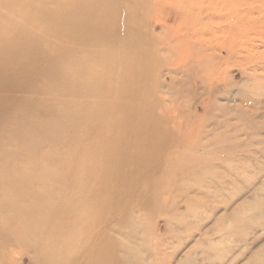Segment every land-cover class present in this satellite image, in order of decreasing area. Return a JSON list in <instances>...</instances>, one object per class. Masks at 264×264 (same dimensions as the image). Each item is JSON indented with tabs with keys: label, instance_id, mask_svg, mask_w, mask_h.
Listing matches in <instances>:
<instances>
[{
	"label": "rangeland",
	"instance_id": "obj_1",
	"mask_svg": "<svg viewBox=\"0 0 264 264\" xmlns=\"http://www.w3.org/2000/svg\"><path fill=\"white\" fill-rule=\"evenodd\" d=\"M72 1L73 3H71ZM89 1L80 0L81 5L77 0H0V58L6 59L4 62L3 60H0V62L5 63L8 61L14 65L6 63L9 66L8 70H12L9 72L7 70L11 81L16 77H22V74L26 71H33L34 69L30 67H33L31 65H35V62L36 64L39 61L43 63H40L41 66L43 65L41 75L43 77H39L41 80L38 78L40 82H37L36 90L33 88L26 91L27 89L21 88L19 85L16 86V82L11 84L10 82H0V88L2 89L0 90V97L3 99L2 101L0 98V124H2L0 127L3 128V133L0 130V134L4 135L8 132L6 136H0V182H4L0 183V195H3L2 198L0 197V209L4 205L0 212L2 213L0 214V222L2 223H0V264H122L121 262L123 261V264H230V262L231 264H252L259 256L262 258L259 259L264 260V225H262V223L264 224V218L262 217L264 216V184H261L264 181V167L262 168L264 166V148L262 149L264 145H261L262 141L264 143V130H260L261 134L259 132L257 134L253 129L255 125L264 127V0H109L110 3L108 0H97L99 4L102 3L104 5L105 3L107 6H104L110 10V13L113 12L112 16L114 18L109 13L105 20L102 19L104 15L103 9L95 3L97 1L93 0L95 4H93L92 0L91 2ZM78 2L79 4H77ZM83 2L86 3L85 6L88 13L85 10V6H83ZM115 3H117V7L113 10L114 6H116ZM57 4L60 6L61 11ZM95 6L99 7V11H97V7V10L94 8ZM44 7L45 9L47 8V11L43 9ZM33 9H35L36 13ZM72 9L74 11L71 12ZM31 10L33 11L31 12ZM30 12L32 16L29 15ZM99 12L100 14H98ZM46 13H49L48 18L44 16ZM66 13L68 17L70 16V20L74 17L72 21L65 18L67 17ZM36 15L38 20L35 19ZM46 15L48 16V14ZM72 15L74 16L71 17ZM83 15L84 22L82 21ZM99 15L101 16L100 20L98 19ZM93 16V21L95 19L100 21L98 24L100 28L97 26L96 31L95 29L87 28V22L91 24ZM40 19L41 22L39 23ZM75 19L80 22V25L74 29L84 33L82 34L85 44L67 40L66 36L56 32L59 28H67L69 23L70 25L73 24ZM56 20L59 21L56 22ZM42 21L45 22L43 23ZM101 21L103 23L105 21L106 26ZM106 22L109 24L107 25ZM9 25H13V29ZM97 31H99V35ZM141 32L142 34L140 35ZM28 33L33 35L30 37ZM34 33L39 36L34 35ZM24 36H29V38ZM36 37H38L37 40ZM52 42L53 46L50 45ZM37 45H40V48ZM80 46L87 47V49L83 48L84 50H82ZM34 47L36 48L34 49ZM31 48H33V51L30 53L28 49ZM44 49L45 52H43ZM76 49L78 54L75 51ZM47 50L51 52L50 55L55 53L52 60H50L51 56L49 59L47 58L49 55ZM142 50L144 51L142 52ZM34 54L37 59L33 56ZM141 54H143L145 61ZM78 57L84 62L81 59L78 60ZM13 58L15 61L12 60ZM30 58H34L33 64ZM45 58L47 59L45 60ZM74 59L78 60V62ZM147 59L149 60L147 61ZM27 61L31 63L28 64ZM55 65L59 66L60 69L55 67ZM48 67L49 69L52 68L53 71L56 70L55 74ZM146 68L149 72L146 71ZM44 69L47 73L44 72ZM75 69L77 70L75 71ZM96 71L98 72L96 73ZM104 72L106 75L103 74ZM107 75L114 76L113 80L111 81ZM103 76L105 78H101ZM138 77L141 78L142 82H138L140 81V78L139 80L137 79ZM128 78H133V81ZM144 78L147 80L145 81ZM56 79L58 82L55 81ZM64 85H66V90ZM41 86H43L44 90H47L43 92ZM138 87L144 90H141V92ZM38 88L41 91L40 93L37 90ZM25 91L27 96L22 95L25 94ZM107 91L111 92L112 96ZM73 93L75 97L77 95L79 100L76 99L77 97L74 99ZM59 95L63 98H60ZM21 97H24L23 100L30 99L31 101L36 99L37 102L39 101V103H35L36 107L34 106L35 108H33L31 114L28 113V116L25 115L24 111L26 108L24 104L27 102L26 100H21ZM111 97L117 100H113ZM43 98L45 99L43 100ZM8 101L9 104H7ZM61 101L63 106L60 103ZM42 102L47 103V105L44 104L45 106H42ZM3 104L4 107L1 106ZM16 104L19 107L18 109H16ZM119 104L122 105L121 108L118 107ZM153 104H156V107ZM21 105L23 106V111L20 110L22 109ZM8 106L10 107L6 109ZM125 106L129 110L132 106L137 109L135 114L127 116L129 117L128 123L124 121L128 114V111L125 112L123 109ZM256 106H262V108L259 109ZM45 107L48 109L46 110ZM13 108L19 111L15 112ZM56 112L59 114H56ZM91 112L92 116L90 115ZM158 113L161 114L159 115ZM2 114L3 117L1 116ZM7 118L10 119L9 122ZM113 119L114 121H112ZM119 119L124 121L122 122L123 126L120 128L115 126ZM2 120L7 123L2 122ZM110 121L112 126H110ZM26 122L30 125V128L25 127ZM149 122H151V127L155 124L159 128L157 130L159 135L158 137L156 136L157 140L154 136H149V134H146V136L145 134L139 135L141 131L145 130V125L148 127L147 123ZM23 123H25L24 126ZM97 123H100L99 126ZM219 124L222 125L220 126ZM35 126L38 128H35ZM21 127L23 130L20 129ZM30 129L32 131L28 135L27 133ZM51 129L52 132H50ZM188 129H190V132ZM36 132H38L37 135ZM111 134H113L112 137ZM200 135L202 138H200ZM14 136H18L19 140L15 139ZM147 136H149V142L146 145L148 148H142L144 150L142 151L141 148L139 149L138 139L141 138L143 140L142 138ZM183 137L185 138L183 139ZM197 139L200 140L198 143ZM260 139L263 140L260 141ZM137 140L138 142H136ZM123 141L125 142L124 145ZM96 142H98V146ZM116 142L119 143L120 148L115 154L116 149L113 148L115 146L113 144H116ZM212 142H214V145ZM199 144L202 146L201 148L197 146ZM205 144L208 146L207 148L204 146ZM244 144L246 145L244 146ZM5 146L7 151H9H3L2 156V150H4ZM95 148L96 150L94 151ZM256 151L258 152L255 153ZM4 153L10 154V156ZM119 153L120 157H118V160L120 162L118 166L117 164L111 166L108 161L113 158L116 159L115 156H119ZM4 155L5 157L7 156L6 159ZM191 155L194 157L192 158ZM135 156H140L136 158V162ZM146 156L148 157L147 159ZM209 157L212 159L210 158L209 160ZM236 158L238 162L234 161ZM246 158L248 159L247 161ZM227 159L229 162H224ZM173 160L176 161L173 163ZM148 163L150 164L148 165ZM151 163H154V165ZM222 165L223 167H221ZM229 165L230 167H228ZM196 166L199 167L197 168ZM48 168L51 170L50 173ZM259 170L260 172H258ZM4 171L7 172L5 173ZM21 171L23 174L20 173ZM214 171L216 174H213ZM27 172L31 176H28ZM209 174L212 178H210ZM55 175L56 177H54ZM83 175H85L84 178ZM204 175L207 176L205 177ZM26 176L30 177V179L26 178ZM85 177L87 180H85ZM105 177L111 182L108 183ZM3 178L4 180L7 178L8 182L4 181ZM72 178L74 180H71ZM80 178L82 179L81 182ZM16 179H18L17 182ZM9 180L12 181V185ZM41 181L44 182L42 183ZM61 181L63 182L61 183ZM15 182L16 184L18 182L22 184L20 185L21 187L19 184L17 186L20 188L13 187V185H16ZM192 182L195 183L192 184ZM196 183L198 184L195 186ZM1 184L4 185L1 186ZM25 184L27 187L23 188ZM193 185L194 187H191ZM211 186H213V189ZM261 186L262 191L260 190ZM80 187L84 190L82 191ZM1 189H3V192H1ZM12 189L17 191H12ZM28 189H30L29 192L27 191ZM75 189H78L76 190L78 194ZM93 190L96 192H93ZM211 190H214V192ZM11 191L12 198L10 197ZM79 192H82V194H79ZM33 198L34 200H32ZM39 199L43 201L41 202ZM225 201H227V204ZM45 202L48 203L46 207ZM14 205L16 206L14 207ZM48 205L49 208H47ZM239 205L245 210L241 209ZM82 206L84 210H82ZM215 206H217L216 209ZM19 207L21 208L19 209ZM39 207L42 209L45 207L44 209L47 208L48 211ZM26 208L31 212L26 210ZM42 211L44 212L42 213ZM236 211L239 212L237 213L238 215ZM25 212L26 215L28 213L27 216H25ZM10 213L11 215H9ZM29 213L32 214L30 215ZM243 213L247 215L245 216ZM254 213L257 214V217ZM252 214L254 220L251 219ZM37 215H39V218ZM35 218L40 220L39 224ZM51 218L54 220H51ZM200 218L207 219L203 221ZM27 219H30V221ZM216 222H219L217 223L218 225ZM227 222H230L231 225H228ZM6 224L10 225L7 226ZM3 225L6 226L3 227ZM8 228H10L9 231ZM5 229H7L6 232L9 234V238H7L6 232L4 234ZM212 230L214 231L211 232ZM11 232L16 233L15 236ZM211 234L214 237H211ZM24 236L28 240H25ZM31 245H35L36 248H33L35 246L31 247ZM213 248H215L216 252H213ZM209 250L213 253H210ZM224 254H226L225 257ZM125 255L130 257L129 262ZM208 256L214 259H208Z\"/></svg>",
	"mask_w": 264,
	"mask_h": 264
},
{
	"label": "bare ground",
	"instance_id": "obj_2",
	"mask_svg": "<svg viewBox=\"0 0 264 264\" xmlns=\"http://www.w3.org/2000/svg\"><path fill=\"white\" fill-rule=\"evenodd\" d=\"M37 1H38V0H37ZM77 1L80 2V0H77ZM96 1H97V0H96ZM105 1H106V0H105ZM57 2H58V1H57ZM79 2H78L77 4H79ZM86 2H87V0H86ZM89 2H91V0H90ZM92 2H93V0H92ZM102 2L104 3V1H102ZM108 2L110 3L109 0H108ZM115 2H116V1H115ZM20 3H22V2H20ZM26 3H27V2H26ZM29 3H30V2H29ZM39 3H40V2H39ZM65 3L67 4V2H65ZM71 3H73V1H72ZM83 3H84V2H83ZM95 3L97 4V6H100L101 9H103V11H104V13H103V14H104L103 17H104V18L102 17V19L105 20V19L109 16L108 14L110 13V10L105 8V6H104V5H106L105 3H104V5H103L101 2H100L101 4H99L98 1L95 2ZM95 3L93 2V4H95ZM80 4H81V2H80ZM85 4H86V3H84L83 6H85ZM93 4H92V5H93ZM115 4H116V6H114L113 10H115V7H117V3H115ZM115 4H114V5H115ZM23 5H24V4H23ZM30 5H31V4H30ZM41 5H42V4H41ZM73 5H74V4H73ZM81 5H82V4H81ZM92 5H90V6H92ZM27 6H28V5H27ZM34 6H35V5H34ZM45 6H47V5L45 4ZM57 6H58L59 9H60V6H59L58 4H57ZM79 6H80V5H79ZM83 6H82V7H83ZM97 6H95L94 8L96 9ZM106 6H107V5H106ZM112 6H113V5H112ZM65 7H66V5H65ZM76 7H78V6H76ZM92 7H93V6H92ZM109 7H111V6H109ZM29 8H32V7H29ZM48 8H49V7H48ZM61 8H62V7H61ZM67 8H68V7H67ZM79 8H81V7H79ZM87 8H88V6H87ZM98 8H99V7H97V9H98ZM35 9H36V8H35ZM35 9H33L34 12H35ZM43 9L47 11V8L45 9V7H44ZM97 9H96V10H97ZM110 9H112V8H110ZM118 9H119V7H118ZM33 10H31V12H32ZM66 10H67V9H66ZM85 10H87V9H86V6H85ZM85 10H84V12H85ZM92 10H94V9H92ZM96 10H94V11H96ZM119 10H120V9H119ZM60 11H61V9H60ZM60 11H59V12H60ZM62 11H63V10H62ZM68 11H69V10H68ZM68 11H67V12H68ZM72 11H74V10L72 9L71 12H72ZM94 11H93V13H94ZM97 11H99V9H98ZM116 11H117V10H116ZM31 12L29 13V15H31ZM34 12H33V13H34ZM44 12H45V11H44ZM49 12H50V11H49ZM119 12H120V11H119ZM35 13H36V12H35ZM50 13H51V12H50ZM64 13H65V11H64ZM69 13H70V12H69ZM87 13H88V10H87ZM89 13H90V12H89ZM93 13H92V14H93ZM112 13H113V12L110 13L111 16H112ZM46 14H48V16H47ZM46 14H44V16L48 18V17H49V13H46ZM52 14H54V13H52ZM55 14H56V13H55ZM72 14H73V13H72ZM95 14H96V13H95ZM98 14H100V12H99ZM24 15H25V14H24ZM62 15H63V14H62ZM70 15H71V14H70ZM75 15H76V14H75ZM88 15H89V14H88ZM93 15H94V14H93ZM31 16H32V15H31ZM66 16H67V13H66ZM73 16H74V15H72L71 17H73ZM76 16H77V15H76ZM95 16H97V15H95ZM101 16H102V14H101ZM101 16L99 15V17H98L99 20H100V17H101ZM27 17H28V15H27ZM38 17H39V15H38ZM57 17H59V16H57ZM64 17H65V15H64ZM69 17H70V16H69ZM69 17L67 16V17H65V18H68L69 21H72L73 18H74V17H73V18H71L72 20H70ZM88 17H90V16H88ZM112 17H113V16H112ZM116 17H118V15H116ZM29 18H30V16H29ZM36 18H37V15H36L35 19H36ZM40 18H41V17H40ZM42 18H43V17H42ZM47 18H46V19H47ZM65 18H63V19H65ZM113 18H114V17H113ZM31 19H32V18H31ZM33 19H34V18H33ZM82 19H83L82 21L84 22V15H83ZM86 19H87V18H86ZM98 19H97V20H98ZM102 19H101V20H102ZM36 20H38V19H36ZM36 20H35V21H36ZM42 20H43V19H42ZM66 20H67V19H66ZM93 20H94V16L92 17L91 24L87 22V28L95 29V31H96V30H97V26L99 27L98 24L100 23V21H99V20L96 21V19H95V21H93ZM107 20H109V19H107ZM107 20H106V21H107ZM113 20L117 21L116 19H113ZM113 20H112V22H113ZM57 21H59V20H56V22H57ZM63 21H64V20H63ZM69 21H68V22H69ZM38 22L40 23V22H41V19H40V21H38ZM42 22H43V21H42ZM44 22H45V21H44ZM44 22H43V23H44ZM54 22H55V19H54ZM101 22H102V21H101ZM120 22H121V21H120ZM137 22H138V20H137ZM11 23H12V22H11ZM11 23H10V24H11ZM102 23H103V22H102ZM126 23H127V21H126ZM130 23H131V22H130ZM55 24H56V23H55ZM59 24H60V23H59ZM63 24H64V23H63ZM103 24L105 25V21H104ZM106 24H107V22H106ZM108 24H109V23H108ZM108 24H107V25H108ZM134 24H135V23H134ZM138 24H139V23H138ZM16 25H17V24H16ZM41 25H42V24H41ZM45 25H46V23H45ZM65 25H66V23H65ZM69 25H70V23H69ZM69 25H68L67 28H64L63 25H62L63 28H59V27H58L59 29H57L56 32H60L61 34H63L64 36H66L67 40H72L73 42H78V43H81V42H82L83 44H85V41H84V39H83V34H84V33L75 30V29H76L75 27H77L78 25H80V22H79V21H76V19H75V22H74L73 24H71L70 26H69ZM110 25H111V24H110ZM115 25H116V24H115ZM140 25H141V24H140ZM1 26H2V25H1ZM7 26H8V25H7ZM9 26H10V25H9ZM12 26H13V25H12ZM12 26H10V27L12 28ZM59 26H60V25H59ZM105 26H106V25H105ZM111 26H112V25H111ZM122 26H123V25H122ZM128 26H129V25H128ZM26 27H27V26H26ZM47 27H48V24H47ZM55 27H57V26H55ZM55 27H53V28H55ZM134 27H135V25H134ZM6 28H7V27H6ZM24 28H25V25H24ZM74 28H75V29H74ZM99 28H100V27H99ZM99 28H98V29H99ZM109 28H110V27H109ZM111 28H112V27H111ZM12 29H13V28H12ZM12 29H11V30H12ZM18 29H19V28H18ZM21 29H22V26H21ZM28 29H29V27H28ZM28 29L26 28V30H28ZM47 29H48V28H47ZM84 29H85V28H84ZM137 29H138V28H137ZM5 30H6V29H5ZM24 30H25V29H24ZM99 30H100V29H99ZM107 30H108V29H107ZM250 30H251V29H250ZM17 31H18V30H17ZM93 31H94V30H93ZM93 31H92V32H93ZM95 31H94V32H95ZM102 31H103V30H102ZM102 31H101V32H102ZM131 31H132V30H131ZM13 32H14V31H13ZM27 32H28V31H27ZM45 32H46V31H45ZM97 32H98V35H99V31H97ZM22 33H23V32H22ZM82 33H83V34H82ZM129 33H130V32H129ZM135 33H136V32H135ZM28 34H29V33H28ZM54 34H55V33H54ZM93 34H95V33H93ZM102 34H104V33H102ZM111 34H112V33H111ZM141 34H142V32L140 33V35H141ZM26 35H27V33H26ZM32 35H33V34H32ZM32 35L29 34L30 37H31ZM34 35H38V34H35V33H34ZM44 35H45V34H44ZM88 35H89V34H88ZM13 36H14V35H13ZM16 36H17V34H16ZM18 36H19V35H18ZM29 36H27V37L24 36V37H25V38H29ZM38 36H39V35H38ZM96 36H97V34H96ZM102 36H103V35H102ZM130 36H131V35H130ZM145 36H146V35H145ZM19 37H20V36H19ZM34 37H35V36H34ZM42 37H43V35H42ZM140 37H141V36H140ZM4 38H5V37H4ZM4 38H3V39H4ZM37 38H38V37H36V40H37ZM62 38H63V37H62ZM62 38H61V39H62ZM98 38H99V37H98ZM147 38H148V37H147ZM147 38H146V39H147ZM9 39H10V38H9ZM33 39H34V38H33ZM95 39H97V38H95ZM95 39H94V40H95ZM112 39H113V38H112ZM140 39H141V38H140ZM150 39H151V38H150ZM153 39H154V38H153ZM28 40H29V39H28ZM31 40H32V39H31ZM36 40H35V41H36ZM41 40L43 41V39H41ZM56 40H57V39H56ZM56 40H55V41H56ZM126 40H127V39H126ZM129 40H131V39H129ZM147 40H148V39H147ZM151 40H152V39H151ZM24 41H25V40H24ZM29 41H30V40H29ZM35 41H34V42H35ZM59 41H60V40H59ZM106 41H107V38H106ZM31 42L33 43V41H31ZM73 42H72V43H73ZM111 42H112V41H111ZM141 42H142V41H141ZM37 43H38V42H37ZM42 43H43V42H42ZM99 43H100V42H99ZM107 43H108V42H107ZM150 43H151V42H150ZM4 44H5V43H4ZM27 44H28V43H27ZM45 44H46V42H45ZM52 44H53V42H52L50 45H52ZM89 44H90V42H89ZM108 44H109V43H108ZM111 44H112V43H111ZM134 44H135V43H134ZM152 44H153V41H152ZM35 45H36V44H35ZM46 45H47V44H46ZM46 45H45V46H46ZM37 46H38V45H37ZM52 46H53V45H52ZM52 46H51V47H52ZM86 46H87V45H86ZM89 46H90V45H89ZM106 46H107V45H106ZM135 46H136V45H135ZM22 47H23V46H22ZM30 47H31V46H30ZM30 47H29V48H30ZM38 47L40 48V45H39ZM41 47H42V46H41ZM80 47H81V46H80ZM87 47H88V46H87ZM87 47L82 46L81 48H82V50H84L83 48H86V49H87ZM111 47L113 48V46H111ZM150 47H151V46H150ZM35 48H36V47H34V49H35ZM39 48H38V50H39ZM78 48H79V46H78ZM88 48H89V47H88ZM133 48H134V47H133ZM1 49H2V48H1ZM3 49H4V48H3ZM42 49H43V47H42ZM45 49H46V48H45ZM45 49L43 50V52H45ZM74 49H75V48H74ZM79 49H80V48H79ZM79 49H78V50H79ZM142 49H143V47H142ZM144 49H145V48H144ZM40 50H41V49H40ZM48 50H49V49H48ZM48 50H47V51H48ZM51 50H52V49H51ZM55 50H56V49H55ZM72 50H73V49H72ZM80 50H81V49H80ZM138 50H139V48H138ZM18 51H19V50H18ZM20 51H21V50H20ZM28 51H30V53H31V51H33V48L28 49ZM62 51H63V50H62ZM75 51H76V53L78 52L77 49H76ZM143 51H144V50H142V52H143ZM145 51H147V50H145ZM151 51L153 52L152 49H151ZM0 52H1V51H0ZM3 52H4V51H3ZM35 52H37V51L35 50ZM48 52H49V51H48ZM52 52H53V51H52ZM69 52H70V51H69ZM20 53H21V52H20ZM27 53H28V52H27ZM50 53H51V52H49V55L47 54V55H48L47 58L49 59V57L51 56V57H50V58H51L50 60H52V57H53V55L55 56V53H54V54H51V55H50ZM58 53H59V52H58ZM70 53H71V52H70ZM74 53H75V52H74ZM74 53H73V54H74ZM110 53H111V52H110ZM5 54H6V53H5ZM28 54H29V53H28ZM36 54H37V53H36ZM38 54H39V53H38ZM62 54H63V53H62ZM68 54H69V53H68ZM73 54H72V55H73ZM77 54H78V53H77ZM147 54H148V53H147ZM0 55H1V54H0ZM3 55H4V53H3ZM26 55H27V54H26ZM39 55H40V54H39ZM57 55H58V54H57ZM74 55H75V54H74ZM139 55H140V54H139ZM150 55H151V53H150ZM153 55H154V54H153ZM4 56H5V55H4ZM6 56H8V55L6 54ZM28 56H32V55H28ZM33 56L35 57V54H34ZM43 56H45V55H43ZM58 56H59V55H58ZM63 56H65V55H63ZM130 56H131V55H130ZM130 56H129V57H130ZM144 56H145V52H144ZM144 56H143V54H141V57H142V58H143ZM1 57H3V56H1ZM41 57H42V56H41ZM67 57H69V56H67ZM70 57H71V55H70ZM76 57H77V56H76ZM139 57H140V56H139ZM147 57H148V56H147ZM150 57L152 58V56H150ZM150 57H149V58H150ZM11 58H12V57H11ZM11 58H10V59H11ZM35 58H36V57H35ZM43 58H44V57H43ZM43 58H42V59H43ZM47 58H45V60H46ZM62 58H63V57H62ZM64 58H65V57H64ZM71 58H73V57H71ZM126 58H127V57H126ZM135 58H136V57H135ZM7 59H8V58H7ZM16 59H17V57H16ZM30 59H31V58H30ZM33 59H34V58L31 59V60H32V64H33V62L35 61V60L33 61ZM36 59H37V58H36ZM79 59H81V58L78 57V60H79ZM128 59H129V58H128ZM136 59H137V58H136ZM140 59H141V58H140ZM144 59H145V58H143V60H144ZM0 60H3V59L0 58ZM4 60H6V59L4 58ZM4 60H3V62H4ZM12 60H14V58H13ZM27 60H28V58H27ZM31 60H30V61H31ZM40 60H41V59H40ZM72 60H73V59H72ZM74 60H76V59H74ZM78 60H76V61L78 62ZM81 60H82V59H81ZM123 60H124V58H123ZM148 60H149V59H147V61H148ZM14 61H15V60H14ZM18 61H19V60H18ZM23 61H24V60H23ZM23 61H22V62H23ZM38 61H39V60H38ZM47 61H48V60H47ZM66 61H67V60H66ZM82 61L84 62V60H82ZM141 61H142V59H141ZM144 61H145V60H144ZM7 62H8V61H7ZM7 62H5V63H1V62H0V82H10V84H11L12 82H16V83H15L16 86L19 85L21 88H25V89H27L26 91H28L29 89H33V88L36 90V88H37L36 84H37V82H40V81H38V78L42 75V71H43V70H42L43 65L41 66V64H40V63H42V62L39 61V63H37V64H36V62H35V65H31V66H33V67H30V68H33V69H34L33 71H29V72L26 71V72L23 73V74L21 73V74L23 75L22 77H20V78H19V77H16V78L13 77L14 79H13L12 81H11V79L9 78V74H8V72H9L11 69L8 70V67H9V66H8V64H6ZM20 62H21V61H20ZM20 62H19V63H20ZM28 62H29V61H27V63H28ZM51 62H53V61H51ZM54 62H55V60H54ZM59 62H60V61H59ZM70 62H71V60H70ZM105 62H106V61H105ZM125 62H126V60H125ZM129 62H131V61H129ZM152 62H153V61H152ZM8 63H9V62H8ZM30 63H31V62H30ZM30 63H28V64H30ZM57 63H58V62H57ZM66 63H67V62H66ZM68 63H69V62H68ZM75 63H76V62H75ZM108 63H109V62H108ZM108 63H107V64H108ZM25 64H26V63H25ZM42 64H43V63H42ZM46 64H47V63H46ZM51 64H52V63H51ZM58 64H60V63H58ZM58 64H57V65H58ZM129 64H130V63H129ZM9 65H13V64H10V63H9ZM16 65H17V64H16ZM16 65H15V66H16ZM26 65H27V64H26ZM48 65H50V64H48ZM48 65H47V66H48ZM57 65H55V67H57ZM71 65H72V64H71ZM77 65H78V63H77ZM81 65L84 66L83 64H81ZM122 65H123V64H122ZM153 65H154V62H153ZM13 66H14V65H13ZM13 66H12V67H13ZM19 66H20V65H19ZM21 66H22V64H21ZM75 66H76V65H75ZM78 66H80V65H78ZM106 66H107V65H106ZM148 66H149V65H148ZM12 67H11V68H12ZM131 67H132V66H131ZM149 67H150V66H149ZM15 68L17 69V66H16ZM15 68H13V69H15ZM23 68H24V66H23ZM44 68H45V67H44ZM52 68H53V64H52ZM52 68L49 69V67H48V69L54 73L56 70L53 71L54 68H53V69H52ZM57 68H59V66H58ZM72 68H73V67H72ZM84 68H85V67H84ZM89 68H90V67H89ZM107 68H108V66H107ZM114 68H116V67H114ZM128 68H129V67H128ZM141 68H142V67H141ZM21 69H22V68H21ZM21 69H20V70H21ZM25 69H26V68H25ZM51 69H52V70H51ZM59 69H60V68H59ZM81 69H82V68H81ZM144 69H145V68H144ZM149 69H150V68H149ZM158 69H159V68H158ZM7 70H8V72H7ZM23 70H24V69H23ZM27 70H28V69H27ZM72 70H73V69H72ZM76 70H77V69H75V71H76ZM110 70H111V69H110ZM129 70H130V68H129ZM11 71H12V70H11ZM16 71H17V70H16ZM84 71H86V70L84 69ZM84 71H83V72H84ZM108 71H109V70H108ZM124 71H125V69H124ZM136 71H137V69H136ZM141 71H142V70H141ZM146 71H148L147 68H146ZM18 72H19V70H18ZM44 72L47 73V71H45V69H44ZM57 72H59V71L57 70ZM78 72H79V71H78ZM97 72H98V71H96V73H97ZM130 72H131V71H130ZM139 72H140V71H139ZM148 72H149V71H148ZM13 73H14V72H13ZM19 73H20V72H19ZM99 73H100V72H99ZM136 73H137V72H136ZM136 73H135V74H136ZM44 74H45V73H44ZM54 74H55V73H54ZM66 74H67V73H66ZM79 74H80V72H79ZM103 74H105V72H104ZM107 74H108V73H107ZM110 74H111V73H110ZM130 74H131V73H130ZM138 74L140 75V73H138ZM149 74H150V73H149ZM13 75H14V74H13ZM50 75H51V72H50ZM93 75H94V73H93ZM97 75H98V74H97ZM105 75H106V74H105ZM105 75H104V76H105ZM131 75H132V74H131ZM17 76H18V75H17ZM45 76H46V75H45ZM48 76H49V75H48ZM56 76H57V75H56ZM56 76H55V77H56ZM91 76H92V75H91ZM104 76L101 77V78H105ZM107 76H108V75H107ZM122 76H123V74H122ZM125 76H126V75H125ZM140 76H141V75H140ZM151 76H152V75H151ZM41 77H43V76H41ZM55 77H54V78H55ZM58 77H59V76H58ZM63 77H64V76H63ZM95 77L97 78V76H95ZM108 77H110L109 79L112 81L114 76L111 77V76L109 75ZM116 77H117V76H116ZM132 77H133V75H132ZM51 78H52V77H51ZM54 78H53V79H54ZM56 78H57V77H56ZM59 78H60V77H59ZM69 78H70V77H69ZM111 78H112V79H111ZM139 78H140V77H138L137 79L139 80ZM151 78H152V77H151ZM39 79H40V78H39ZM53 79H52V80H53ZM71 79H72V78H71ZM106 79H108V78H106ZM128 79H131V78H128ZM157 79H158V78H157ZM40 80H41V79H40ZM45 80H47V79H45ZM49 80H50V79H49ZM61 80H62V78H61ZM66 80H67V79H66ZM66 80H64V81H66ZM68 80H69V79H68ZM72 80H73V79H72ZM96 80H97V79H96ZM131 80L133 81V78H132ZM144 80H145V78H144ZM146 80H147V79H146ZM146 80H145V81H146ZM55 81L58 82L57 79H56ZM97 81H98V80H97ZM97 81H96V82H97ZM104 81H105V79H104ZM49 82H50V81H49ZM51 82H52V81H51ZM69 82H70V81H69ZM71 82H73V81H71ZM98 82H99V81H98ZM101 82H103V81H101ZM138 82H139V83L142 82L141 78H140V81H138ZM143 82H144V81H143ZM163 82H164V81H163ZM44 83H46V82H44ZM47 83H48V82H47ZM53 83H55V82L53 81ZM62 83H63V82H62ZM109 83H110V82H109ZM126 83H127V82H126ZM8 84H9V83H8ZM39 84H40V83H39ZM42 84H43V82H42ZM56 84H57V83H56ZM68 84H69V83H68ZM100 84H101V83H100ZM103 84H104V83H103ZM133 84H134V83H133ZM136 84H137V83H136ZM143 84H144V83H143ZM147 84H148V83H147ZM3 85H4V84H3ZM105 85H106V84H105ZM130 85H131V84H130ZM170 85H171V84H170ZM16 86H15V87H16ZM38 86H39V85H38ZM43 86H45V85H43ZM43 86H41V88H43ZM51 86H52V85H51ZM56 86H57V85H56ZM61 86H62V85H61ZM65 86H66V85H64V88H65V90H66V87H65ZM83 86H84V85H83ZM98 86H99V84H98ZM126 86L129 87L128 85H126ZM157 86H158V85H157ZM173 86H174V84H173ZM3 87H4V86H3ZM47 87H48V86H47ZM47 87H46V88H47ZM59 87H60V86H59ZM73 87H75V86H73ZM105 87H106V86H105ZM131 87H132V86H131ZM142 87H143V86H142ZM54 88H55V86H54ZM57 88H58V87H57ZM70 88H71V85H70ZM70 88H69V89H70ZM124 88H126V87L124 86ZM132 88H133V87H132ZM138 88H139V87H138ZM144 88H145V87H144ZM61 89H62V88H61ZM115 89H116V88H115ZM139 89H140V91L142 90V88H139ZM139 89H138V90H139ZM172 89H173V87H172ZM0 90H2V89L0 88ZM19 90H20V89H19ZM37 90H39V88H38ZM45 90H47V89H45ZM45 90H44V88H43V92H44ZM48 90H49V88H48ZM62 90H63V89H62ZM100 90H101V89H100ZM124 90H125V89H124ZM143 90H144V89H143ZM143 90H142V91H143ZM160 90H161V89H160ZM169 90H170V89H169ZM26 91H25V94H22V95H26V93H27ZM60 91H61V90H60ZM60 91H59V93H60ZM68 91H70V90H68ZM71 91H72V90H71ZM101 91H102V90H101ZM110 91L112 92L111 89H110ZM122 91H123V90H122ZM125 91H126V90H125ZM134 91H135V90H134ZM142 91H141V92H142ZM16 92H17V91H16ZM30 92H31V91H30ZM35 92H36V91H35ZM40 92H41V91L39 90V93H40ZM43 92H42V93H43ZM61 92H62V91H61ZM73 92H74V91H73ZM76 92H77V91H76ZM103 92H104V91H103ZM107 92H109V91H107ZM111 92H109L108 94H110ZM141 92H140V93H141ZM0 93H1V92H0ZM4 93H5V92H4ZM18 93H19V91H18ZM37 93H38V91H37ZM39 93H38V96H39ZM68 93H69V92H68ZM91 93H92V92H91ZM93 93H94V92H93ZM113 93H114V92H113ZM124 93H126V92H124ZM127 93H128V91H127ZM130 93H131V91H130ZM136 93H137V92H136ZM35 94H36V93H35ZM177 94H178V93H177ZM31 95H32V93H31ZM40 95H41V94H40ZM73 95H74V93H73ZM102 95H103V94H102ZM136 95H138V94H136ZM10 96H11V95H10ZM26 96H27V95H26ZM29 96H30V95H29ZM32 96H33V95H32ZM32 96H31V97H32ZM70 96H72V95L70 94ZM99 96H100V95H99ZM110 96H112V94H110ZM134 96H135V95H134ZM177 96H178V95H177ZM18 97H19V96H18ZM24 97H25V96H24ZM24 97H23V98H24ZM36 97H37V95H36ZM41 97H42V95H41ZM59 97H60V98H63V97H61L60 95H59ZM76 97H77V95H76ZM76 97H75V95H74V99H75ZM104 97H106V96H104ZM116 97H117V96H116ZM125 97H126V96H125ZM135 97H136V96H135ZM147 97H148V94H147ZM175 97H176V96H175ZM0 98H1V97H0ZM23 98L21 97V100H23ZM28 98H29V97H28ZM33 98H34V97H33ZM69 98H70V97H69ZM69 98H68V99H69ZM111 98H112V97H111ZM131 98H132V97H131ZM178 98H179V97H178ZM44 99H45V98H43V100H44ZM71 99H72V98H71ZM74 99H73V100H74ZM76 99L79 100L78 97H77ZM103 99H104V98H103ZM112 99H113V98H112ZM114 99H116V98H114ZM114 99H113V100H114ZM137 99H138V98H137ZM1 100L3 101L2 98H1ZM1 100H0V102H1ZM21 100H20V104H21ZM24 100H26V99H24ZM24 100H23V101H24ZM46 100H47V99H46ZM46 100H45V101H46ZM77 100H76V101H77ZM116 100H117V99H116ZM161 100H162V98H161ZM164 100H165V99H164ZM5 101H6V100H5ZM5 101H4V102H5ZM41 101H42V98H41ZM47 101H48V100H47ZM84 101H85V100H84ZM138 101H139V100H138ZM166 101H167V100H166ZM10 102H11V101H10ZM15 102H16V101H15ZM17 102H19V101H17ZM26 102H27V103L24 104V105H26V108H25L24 111H25V115L28 116V115H29L28 113L31 114L33 108L36 107V106H35V105H36L35 103H36L37 101H36V99H32L31 101H30V99H28V100H26ZM49 102H50V101H49ZM63 102H64V101H63ZM114 102H115V101H114ZM185 102H186V101H185ZM37 103H39V101H38ZM60 103H62V101H61ZM77 103H78V102H77ZM107 103H108V102H107ZM1 104H2V103H1ZM7 104H9V101H8ZM13 104H14V103H13ZM20 104H19V106H20ZM40 104H41V103H40ZM42 104H43L42 106L47 105V103H45V102H42ZM44 104H45V105H44ZM103 104H104V103H103ZM103 104H102V106H103ZM163 104H164V103H163ZM177 104H178V103H177ZM10 105H11V104H10ZM38 105H39V104H38ZM60 105H61V104H60ZM60 105H59V106H60ZM115 105H116V104H115ZM153 105L155 106L156 104H153ZM179 105H180V104H179ZM1 106L4 107V104L1 105ZM14 106H15V105H14ZM16 106H17V104H16ZM21 106H22V105H21ZM34 106H35V107H34ZM48 106H49V104H48ZM52 106H53V105H52ZM62 106H63V103H62ZM67 106H68V105H67ZM67 106H66V107H67ZM109 106H110V105H109ZM109 106H108V107H109ZM129 106H130V105H129ZM150 106H151V105H150ZM154 106H153V107H154ZM3 107H2V108H3ZM9 107H10V106H8L6 109H8ZM12 107H13V105H12ZM37 107H38V106H37ZM39 107H40V105H39ZM46 107H47V106H46ZM46 107H45V108H46ZM64 107H65V105H64ZM83 107H84V106H83ZM97 107H98V106H97ZM114 107H115V106H114ZM118 107L121 108L122 105L119 104ZM151 107H152V106H151ZM155 107H156V106H155ZM256 107H257V106H256ZM263 107H264V106H263ZM18 108H19V107L17 106L16 109H18ZM20 108H21V107H20ZM50 108H52V107L50 106ZM61 108H62V107H61ZM61 108H60V109H61ZM74 108H75V107H74ZM98 108H99V107H98ZM105 108H106V106H105ZM105 108H104V109H105ZM134 108H135V109H134ZM137 108H138V107H137ZM146 108H148V107H146ZM257 108L261 109L262 106H258ZM6 109H5V111H6ZM13 109H14V108H13ZM13 109H12V110H13ZM16 109H14L15 112H16V111H19V110H16ZM38 109H39V108H38ZM47 109H48V108H46V110H47ZM63 109H64V108H63ZM79 109H80V108H79ZM118 109H119V108H118ZM123 109H124L125 112L128 111V114L126 115V118H125L126 120H124L126 123H128V120H129L128 118H129V117H127V116L132 115V114H135L137 109H136V107H134V106H132V108H131L130 110H129V108H128L127 106H125ZM152 109H153V108H152ZM152 109H150V110H152ZM9 110H10V109H9ZM20 110L23 111V106H22V109H20ZM68 110H69V109H68ZM81 110H82V108H81ZM107 110H108V109H107ZM107 110H105V111H107ZM114 110H115V109H114ZM121 110H122V109H121ZM154 110H155V108H154ZM173 110L175 111V109H173ZM173 110H172V111H173ZM181 110H183V109H181ZM263 110H264V109H263ZM10 111H11V110H10ZM10 111H9V113H10ZM36 111H37V110H36ZM51 111H53V110H51ZM62 111H63V110H62ZM66 111H67V110H66ZM83 111H84V110H83ZM98 111H99V110H98ZM117 111H118V110H117ZM152 111H153V110H152ZM174 111H173V112H174ZM208 111H209V109H208ZM253 111H255V110H253ZM7 112H8V111H7ZM70 112H71V110H70ZM75 112H76V111H75ZM115 112H116V111H115ZM115 112H114V113H115ZM119 112H120V111H119ZM160 112H161V111H160ZM163 112H164V111H163ZM168 112H169V111H168ZM4 113H5V112H4ZM23 113H24V112H23ZM33 113H35V112L33 111ZM45 113H46V112H45ZM57 113H58V112H56V114H57ZM60 113H62V112H60ZM65 113H66V112H65ZM72 113H73V112H72ZM76 113H77V112H76ZM100 113H101V111H100ZM104 113H105V112H104ZM155 113H157V112H155ZM186 113H187V112H186ZM188 113H189V112H188ZM252 113H253V112H252ZM12 114H13V112H12ZM12 114H11V115H12ZM48 114H49V113H48ZM58 114H59V113H58ZM67 114H68V113H67ZM67 114H66V115H67ZM79 114H80V113H79ZM91 114H92V112L90 113V115H91ZM158 114H159V113H158ZM160 114H161V113H160ZM160 114H159V115H160ZM166 114H167V113H166ZM239 114H240V113H239ZM5 115H6V114H5ZM7 115H8V114H7ZM82 115H83V114H82ZM119 115H120V114H119ZM150 115H151V114H150ZM215 115H216V114H215ZM240 115H241V114H240ZM1 116L3 117V114H2ZM8 116H10V115H8ZM62 116H63V115H62ZM91 116H92V115H91ZM164 116H165V114H164ZM216 116H217V115H216ZM235 116L237 117V115H235ZM10 117H11V116H10ZM51 117H52V115H51ZM69 117H70V116H69ZM80 117H81V116H80ZM97 117H99V116H97ZM116 117H117V116H116ZM149 117H151V116H149ZM166 117H167V115H166ZM178 117H179V116H178ZM180 117H181V116H180ZM180 117H179V118H180ZM184 117H185V116H184ZM196 117H197V116H196ZM24 118H25V117H24ZM30 118H31V117H30ZM54 118H55V117H54ZM58 118H59V117H58ZM63 118H64V117H63ZM84 118H85V117H84ZM119 118H120V117H119ZM181 118H182V117H181ZM210 118H211V117H210ZM7 119H8V118H7ZM7 119H6V120H7ZM50 119H51V118H50ZM68 119H69V118H68ZM98 119H99V118H98ZM186 119H187V118H186ZM234 119H235V118H234ZM236 119H237V118H236ZM238 119H239V117H238ZM9 120H10V119H8V122H9ZM27 120H28V119H27ZM44 120H45V119H44ZM44 120H43V121H44ZM46 120H47V119H46ZM60 120H61V119H60ZM65 120H66V119H65ZM71 120H72V119H71ZM86 120H88V119H86ZM149 120H150V119H149ZM213 120H215V119H213ZM217 120H218V119H217ZM63 121H64V120H63ZM98 121H99V120H98ZM112 121H114V119H113ZM124 121H122L121 119H119V121H117V122L115 123V124H116L115 126H117V127L120 128L121 126H123V125H122V122H124ZM166 121H167V120H166ZM207 121H208V120H207ZM2 122H5V121L2 120ZM24 122H25V119H24ZM29 122H30V121H29ZM36 122H37V121H36ZM45 122H46V121H45ZM67 122H69V120H67ZM74 122H76V121H74ZM96 122H97V121H96ZM110 122H111V121H110ZM129 122H130V121H129ZM180 122H181V120H180ZM183 122H184V121H183ZM186 122H187V120H186ZM192 122H193V121H192ZM192 122H191V124H192ZM217 122H218V121H217ZM0 123H1V122H0ZM5 123H7V122H5ZM10 123H11V122H10ZM39 123H41V122L39 121ZM39 123H38V124H39ZM48 123H49V122H48ZM61 123H62V122H61ZM70 123H71V122H70ZM108 123H109V122H108ZM144 123H145V122H144ZM161 123H162V122H161ZM195 123H197V122H195ZM213 123H214V122H213ZM222 123H223V122H222ZM3 124H4V123H3ZM21 124H22V122H21ZM21 124H20V125H21ZM24 124H25V123H23V126H24ZM44 124H45V123H44ZM46 124H47V122H46ZM46 124H45V125H46ZM63 124H65V123H63ZM97 124H98V123H97ZM99 124H100V123H99ZM99 124H98V126H99ZM111 124H112V122L110 123V126H112ZM167 124H168V123H167ZM167 124H166V125H167ZM173 124H174V123H173ZM209 124H210V123H209ZM209 124H208V125H209ZM1 125H2V124H0V126H1ZM7 125H8V124H7ZM56 125H57V124H56ZM93 125H94V124H93ZM147 125H148V127H146V125H145V127H144L145 130L141 131V133L138 132L139 135L142 136V135L145 134V136H146V134H149V136H154L155 138H156V136L158 137V136H159V135H158V132H157V130L159 129L158 126H156V125L154 124L153 127H151V126H152V125H151V122L147 123ZM179 125H180V124H179ZM195 125H196V124H195ZM219 125H220V124H219ZM221 125H222V124H221ZM221 125H220V126H221ZM227 125H228V123H227ZM229 125H230V123H229ZM15 126H16V125H15ZM18 126H19V125H18ZM21 126H22V125H21ZM115 126H114V127H115ZM171 126H172V125H171ZM198 126H199V124H198ZM198 126H197V127H198ZM225 126H226V125H225ZM3 127H6V126H3ZM19 127H20V126H19ZM25 127L30 128V125L26 122ZM40 127H41V126H40ZM40 127H39V128H40ZM50 127H51V126H50ZM160 127H161V124H160ZM162 127H163V126H162ZM185 127H186V125H185ZM188 127H189V126H188ZM207 127H208V126H207ZM1 128H2V127H0V130H1V132L3 133V131H2L3 128H2V129H1ZM13 128H14V126H13ZM13 128L11 127V129H12V131H13V133H14L15 128H14V130H13ZM35 128H38V127L35 126ZM43 128H44V130H45V126H44ZM48 128H49V127H48ZM98 128H99V127H98ZM151 128H152V129H151ZM155 128H156V129H155ZM183 128H184V127H183ZM208 128H209V127H208ZM251 128H253V127H251ZM17 129H18V128H17ZM20 129H22V127H21ZM95 129H96V127H95ZM111 129H112V128H111ZM114 129H115V128H114ZM116 129H117V128H116ZM122 129H124V128H122ZM132 129H133V128H132ZM161 129H163V128H161ZM190 129H191V128H190ZM190 129H188L189 132H190ZM201 129H202V128H201ZM201 129H200V132L202 131ZM253 129H254V132H255V133L257 132V134H258V132H259V133L261 134L260 130H261V131L264 130V127H261V126H259V125H255V127H254ZM5 130H6V129H5ZM22 130H23V129H22ZM25 130H26V129H25ZM42 130H43V129H42ZM98 130H99V129H98ZM100 130H101V129H100ZM119 130H120V129H119ZM150 130H151V131H150ZM197 130H198V129H197ZM205 130H206V129H205ZM225 130H226V129H225ZM9 131H10V130H9ZM31 131H32V130L30 129V131H28L27 134L29 135V132H31ZM48 131H49V129H48ZM53 131L55 132L54 129H53ZM109 131H110V130H109ZM135 131H136V130H135ZM194 131H195V130H194ZM247 131H248V130H247ZM5 132H6V131H5ZM10 132H11V131H10ZM22 132H23V131H22ZM22 132H21V133H22ZM26 132H27V131H26ZM50 132H52V129H51ZM54 132H53V134H54ZM58 132H59V131H58ZM91 132H93V131H91ZM98 132H100V131H98ZM169 132H170V131H169ZM172 132H173V131H172ZM172 132H171V133H172ZM183 132H184V130H183ZM186 132H187V131H186ZM198 132H199V131H198ZM216 132H217V131H216ZM243 132H245V131H243ZM13 133H12V134H13ZM33 133H34V132H33ZM37 133H38V132H36V135H37ZM109 133H110V132H109ZM112 133H113V132H112ZM126 133H127V132H126ZM126 133H125V134H126ZM160 133H161V132H160ZM163 133H164V132H163ZM163 133H162V134H163ZM201 133H202V132H201ZM201 133H200V134H201ZM222 133H223V132H222ZM225 133H226V132H225ZM235 133H236V132H235ZM6 134H8V132L5 133L4 135H3V134H0V136L3 135V137H4V136H6ZM9 134H10V133H9ZM34 134H35V133H34ZM55 134H56V133H55ZM58 134H59V133H58ZM151 134H152V135H151ZM215 134H218V133H215ZM223 134H224V133H223ZM13 135H14V134H13ZM97 135H98V134H97ZM112 135H113V134H111V137H112ZM114 135H115V134H114ZM126 135H127V134H126ZM128 135H129V134H128ZM134 135H135V134H134ZM170 135H171V134H170ZM197 135H198V134H197ZM237 135H238V134H237ZM251 135H252V134H251ZM22 136H24V135H22ZM25 136H26V134H25ZM46 136H47V135H46ZM53 136H54V135H53ZM53 136H52V137H53ZM57 136H58V135H57ZM149 136H147V137H145V138H142L143 140H141V138H140V139L137 138V139L139 140V149L141 148V150H142V148H146V147H147L146 145H147V143L149 142ZM172 136H173V135H172ZM190 136H191V135H190ZM190 136H189V137H190ZM240 136H241V135H240ZM17 137H18V136H17ZM17 137L14 136L15 139H16ZM34 137H35V136H34ZM36 137H37V136H36ZM95 137H96V134H95ZM126 137H127V136H126ZM180 137H181V136H180ZM195 137H196V136H195ZM195 137H194V139H195ZM217 137H218V136H217ZM251 137H252V136H251ZM251 137H250V138H251ZM254 137H255V136H254ZM20 138H21V137H20ZM26 138H28V137H26ZM97 138H98V137H97ZM122 138H123V136H122ZM161 138H162V137H161ZM184 138H185V137H183V139H184ZM200 138H202L201 135H200ZM206 138H207V137H206ZM206 138H205V139H206ZM218 138H219V137H218ZM229 138H230V137H229ZM9 139H10V138H9ZM52 139H53V138H52ZM170 139H171V138H170ZM186 139H187V138H186ZM207 139H208V138H207ZM209 139H210V137H209ZM227 139H228V138H227ZM248 139H249V138H248ZM257 139H259V138H257ZM4 140H6V139H4ZM17 140H19V138H17ZM20 140H21V139H20ZM91 140H92V139H91ZM125 140H128V139H125ZM138 140H137L136 142H138ZM156 140H157V138H156ZM163 140H164V139H163ZM180 140H181V139H180ZM189 140H191V139H189ZM197 140H198V139H197ZM210 140H211V139H210ZM230 140H231V139H230ZM262 140H263V139H262ZM262 140L260 139V141H262ZM22 141H23V140H22ZM26 141H27V140H26ZM111 141H112V139H111ZM113 141H114V139H113ZM133 141H134V140H133ZM170 141H171V140H170ZM176 141H177V140H176ZM191 141H192V140H191ZM195 141H196V139H195ZM199 141H200V140H198L197 143H198ZM212 141H213V140H212ZM224 141H225V140H224ZM232 141H233V140H232ZM251 141H252V140H251ZM19 142H20V141H19ZM123 142H124V141H123ZM134 142H135V141H134ZM192 142H193V141H192ZM202 142H203V141H202ZM202 142H200V143H202ZM226 142H227V140H226ZM247 142H248V140H247ZM257 142H258V141H257ZM26 143H27V142H26ZM96 143H97V146H98V142H96ZM131 143H132V142H131ZM169 143H171V142H169ZM186 143H187V142H186ZM194 143H195V142H194ZM212 143H213V145H214V142H212ZM35 144H36V143H35ZM107 144H108V143H107ZM124 144H125V142L123 143V145H124ZM132 144H133V143H132ZM184 144H185V143H184ZM191 144H193V143H191ZM191 144H189V145L191 146ZM219 144H220V143H219ZM228 144H229V143H228ZM231 144H232V143H231ZM257 144H258V143H257ZM102 145H103V144H102ZM113 145H115L113 148L116 149V151H115V154H116L117 151H118V149L120 148V147H119V143L116 142V144H113ZM185 145H186V144H185ZM195 145H196V144H195ZM202 145H203V144H202ZM226 145H227V144H226ZM233 145H234V144H233ZM245 145H246V144H244V146H245ZM248 145H249V144H248ZM251 145H252V144H251ZM261 145H262V146L264 145L263 141H262V144H261ZM261 145H260V146H261ZM2 146H3V145H2ZM37 146H38V145H37ZM95 146H96V144H95ZM104 146H105V144H104ZM133 146H134V144H133ZM163 146H164V145H163ZM172 146H173V145H172ZM182 146H183V145H182ZM197 146H200V144L197 145ZM204 146H205L206 148L208 147L206 144H205ZM210 146H212V145H210ZM215 146H216V144H215ZM217 146H218V144H217ZM220 146H221V145H220ZM249 146H250V145H249ZM262 146H261V147H262ZM186 147H187V146H186ZM201 147H202V146H200V148H201ZM233 147H234V146H233ZM251 147H252V146H251ZM2 148H3V147H2ZM30 148H31V147H30ZM93 148H94V147H93ZM93 148H92V149H93ZM111 148H112V147H111ZM147 148H148V147H147ZM187 148H188V147H187ZM263 148H264V147H262V149H263ZM0 149H1V147H0ZM3 149H4V150H2V154H1L2 156H3V151H4V152H5V150L7 151L6 146H5V148H3ZM99 149H100V148H99ZM103 149H104V148H103ZM158 149H159V147H158ZM164 149H165V148H164ZM164 149H163V150H164ZM168 149H169V148H168ZM179 149H180V148H179ZM195 149H196V148H195ZM228 149H229V148H228ZM247 149H248V148H247ZM257 149H258V148H257ZM260 149H261V148H260ZM28 150H29V149H28ZM95 150H96V148L94 149V151H95ZM97 150H98V149H97ZM107 150H108V147H107ZM123 150H124V149H123ZM141 150H140V151H141ZM147 150H149V149H147ZM255 150H256V149H255ZM255 150H254V151H255ZM0 151H1V150H0ZM8 151H9V150H8ZM8 151H7V152H8ZM119 151H120V150H119ZM142 151H144V150H142ZM149 151H150V150H149ZM176 151H177V150H176ZM178 151H179V150H178ZM228 151H229V150H228ZM258 151H259V150H258ZM258 151H256L255 153H257ZM11 152H12V151H11ZM97 152H98V151H97ZM109 152H110V151H109ZM213 152H214V151H213ZM218 152H219V151H218ZM218 152H217V154H218ZM261 152H262V151H261ZM263 152H264V150H263ZM78 153H79V152H78ZM142 153H143V152H142ZM179 153H180V151H179ZM232 153H233V152H232ZM259 153H260V152H259ZM4 154H6V153H4ZM15 154H16V153H15ZM71 154H72V153H71ZM175 154H177V153H175ZM228 154H229V153H228ZM6 155H7V154H6ZM12 155H13V154H12ZM145 155H146V154H145ZM178 155H180V154H178ZM182 155H183V154H182ZM189 155H190V154H189ZM230 155H231V154H230ZM7 156H10V154L7 155ZM7 156H6V157H7ZM28 156H29V155H28ZM80 156H81V155H80ZM124 156H125V155H124ZM147 156H148V155H147ZM147 156H146V159L149 157V156H148V157H147ZM170 156H171V155H170ZM214 156H216V155H214ZM225 156H226V155H225ZM227 156H228V155H227ZM0 157H1V156H0ZM4 157H5V155H4ZM6 157H5V159H6ZM81 157H82V156H81ZM115 157H116V159L113 158V159H111L110 161H108L109 164H110L111 166H113L114 164H117V166H118V164H119V162H120V161L118 160V159H119L118 157H120V153H119V156L117 155V156H115ZM131 157H132V155H131ZM131 157H130V158H131ZM137 157H140V156H135V162H136V158H137ZM153 157H154V156H153ZM157 157H158V156H157ZM179 157H180V156H179ZM184 157H186V156H184ZM184 157H183V158H184ZM191 157H192V155H191ZM193 157H194V156H193ZM193 157H192V158H193ZM196 157H197V156H196ZM8 158H9V157H8ZM77 158H78V157H77ZM110 158H111V157H110ZM122 158H123V157H122ZM128 158H129V157H128ZM144 158H145V156H144ZM177 158H178V156H177ZM177 158H176V159H177ZM210 158H211V157H209V160H210ZM5 159H4V160H5ZM124 159H125V158H124ZM126 159H127V158H126ZM138 159H139V158H138ZM138 159H137V160H138ZM146 159H144V161H145ZM181 159H182V158H181ZM204 159H205V157H204ZM211 159H212V158H211ZM231 159H232V158H231ZM1 160H2V159H1ZM7 160H9V159H7ZM30 160H31V158H30ZM121 160H122V159H121ZM199 160H200V159H199ZM201 160H202V159H201ZM225 160H226V159H225ZM233 160H234V159H233ZM247 160H248V159L246 158V161H247ZM47 161H48V160H47ZM124 161H125V160H124ZM128 161H130V160L128 159ZM144 161H143V162H144ZM170 161H171V160H170ZM175 161H176V160H175ZM175 161L173 160V163H174ZM189 161H190V160H189ZM205 161H206V160H205ZM215 161H217V160H215ZM219 161H220V160H219ZM234 161H237V158H236V160H234ZM5 162H6V161H5ZM45 162H46V161H45ZM132 162H133V161H132ZM132 162H131V163H132ZM140 162H142V161H140ZM145 162H147V160H146ZM145 162H144V164H145ZM148 162H149V161H148ZM155 162H156V161H155ZM178 162H179V161H178ZM186 162H187V161H186ZM186 162H183V163H186ZM203 162H204V160H203ZM211 162H213V161H211ZM211 162H210V163H211ZM224 162H229V161H228V159H227V161H224ZM237 162H238V161H237ZM35 163H36V162H35ZM70 163H71V162H70ZM169 163H170V162H169ZM173 163H172V165H173ZM230 163H231V162H230ZM230 163H229V164H230ZM234 163H235V162H234ZM45 164H46V163H45ZM137 164H138V163H137ZM144 164H143V165H144ZM149 164H150V163H148V165H149ZM151 164H152V163H151ZM167 164H168V163H167ZM200 164H201V163H200ZM202 164H203V163H202ZM215 164H216V163H215ZM61 165H62V164H61ZM152 165H154V163H153ZM193 165H194V164H193ZM212 165H213V164H212ZM230 165H231V164H230ZM230 165H229L228 167H230ZM261 165H262V164H261ZM263 165H264V164H263ZM31 166H32V164H31ZM37 166H38V165H37ZM37 166H36V167H37ZM137 166H138V165H137ZM173 166H174V165H173ZM173 166H172V167H173ZM201 166H202V165H201ZM205 166H206V165H205ZM208 166H209V165H208ZM34 167H35V166H34ZM71 167H72V166H71ZM141 167H142V166H141ZM196 167L198 168L199 166H196ZM221 167H223V165H222ZM263 167H264V166H262V168H263ZM30 168H31V167H30ZM118 168H119V167H118ZM185 168H186V167H185ZM187 168H188V167H187ZM191 168H192V166H191ZM197 168H196V169H197ZM207 168H209V167H207ZM225 168H226V167H225ZM71 169H72V168H71ZM146 169H147V165H146ZM172 169H173V168H172ZM30 170H31V169H30ZM35 170H36V169H35ZM35 170H34V171H35ZM40 170H41V169H40ZM43 170H44V169H43ZM48 170H49V168H48ZM48 170H47V171H48ZM77 170H78V169H77ZM110 170H111V169H110ZM124 170H125V169H124ZM124 170H123V171H124ZM194 170H195V169H194ZM202 170H203V169H202ZM205 170H206V169H205ZM205 170H204V171H205ZM210 170H211V169H210ZM27 171H28V170H27ZM57 171H59V170H57ZM175 171H176V170H175ZM181 171H182V170H181ZM192 171H193V170H192ZM208 171H209V170H208ZM211 171H212V170H211ZM4 172H5V171H4ZM6 172H7V171H6ZM6 172H5V173H6ZM28 172H30V171H28ZM28 172H27V175H28V176H29V175L31 176V174H28ZM43 172H44V171H43ZM50 172H51V170H49V173H50ZM60 172H61V171H60ZM67 172H69V171H67ZM80 172H82V171H80ZM86 172H87V171H86ZM124 172H125V171H124ZM198 172H199V171H198ZM258 172H260V170H259ZM20 173H22V171H21ZM37 173H38V172H37ZM45 173H46V171H45ZM56 173L59 174V172H56ZM87 173H88V172H87ZM87 173H86V174H87ZM106 173H108V172H106ZM106 173H105V174H106ZM146 173H147V172H146ZM177 173H178V171H177ZM183 173H185V172H183ZM201 173H202V171H201ZM254 173H255V172H254ZM254 173H253V174H254ZM22 174H23V173H22ZM46 174H47V173H46ZM69 174H70V172H69ZM69 174H68V175H69ZM82 174H83V173H82ZM88 174H89V173H88ZM103 174H104V173H103ZM174 174H175V173H174ZM174 174H173V175H174ZM188 174H189V173H188ZM194 174H195V173H194ZM203 174H205V173H203ZM210 174H211V173H210ZM210 174H209V176H210ZM213 174H216V172L214 171ZM259 174H260V173H259ZM259 174H258V176H259ZM1 175H2V174H1ZM6 175H7V174H6ZM17 175H19V174H17ZM24 175H25V174H24ZM40 175H41V173H40ZM49 175H50V174H49ZM52 175H54V174H52ZM59 175H61V174H59ZM89 175H90V174H89ZM106 175H107V174H106ZM144 175H145V173H144ZM207 175H208V173H207ZM207 175H206V176H207ZM3 176H5V175H3ZM10 176H11V175H10ZM69 176H70V175H69ZM79 176H80V175H79ZM84 176H85V175H83V178H84ZM104 176H105V175H104ZM186 176H187V175H186ZM186 176H185V177H186ZM190 176H191V175H190ZM204 176H205V175H204ZM204 176H202V177H204ZM206 176H205V177H206ZM217 176H218V174H217ZM253 176H254V175H253ZM256 176H257V174H256ZM261 176H262V175H261ZM5 177H6V176H5ZM23 177H24V176H23ZM23 177H22V178H23ZM47 177H48V176H47ZM49 177H50V176H49ZM54 177H56V175H55ZM61 177H62V176H61ZM64 177H65V176H64ZM187 177H188V176H187ZM192 177H193V176H192ZM205 177H204V178H205ZM26 178H28V177L26 176ZM85 178H86V177H85ZM88 178H89V177H88ZM106 178H107V177H105V179H106ZM188 178H190V177H188ZM210 178H212V177L210 176ZM219 178H220V177H219ZM219 178H218V179H219ZM6 179H7V178H6ZM6 179L4 180V178H3L4 181H7ZM13 179H14V176H13ZM28 179H30V177H29ZM28 179H27V181H28ZM48 179H49V178H48ZM258 179H259V178H258ZM10 180H11V177H10ZM10 180H9V181H10ZM14 180H15V179H14ZM14 180H13V182H14ZM17 180H18V179H16V182H17ZM25 180H26V179H25ZM46 180H47V179H46ZM71 180H74V178H72ZM81 180H82V179L80 178V182H81ZM85 180H87V178H86ZM111 180H112V182H113V179H112V178H111ZM203 180H204V179H203ZM209 180H210V179H209ZM214 180H215V179H214ZM0 181H1V179H0ZM19 181H20V179H19ZM23 181H24V180H23ZM27 181H26V182H27ZM31 181H32V180H31ZM38 181H39V180H38ZM44 181H45V179H44ZM44 181H43V182H44ZM77 181H79V180H77ZM77 181H76V182H77ZM106 181H107L108 183L111 182V181H109V179H106ZM195 181H196V180H195ZM198 181H199V180H198ZM198 181H197V182H198ZM206 181H207V180H206ZM215 181H216V180H215ZM255 181H256V180H255ZM7 182H8V181H7ZM7 182H5V183H7ZM11 182H12V181H10L9 183L11 184ZM16 182H15V184H16ZM41 182H42V181H41ZM43 182H42V183H43ZM62 182H63V181H61V183H62ZM76 182H72V183H76ZM80 182H79V184H80ZM189 182H190V181H189ZM0 183H4V182L2 181V182H0ZM24 183H25V182H24ZM24 183H23V184H24ZM193 183H195V182H192V184H193ZM18 184H19V182H18ZM18 184H16L15 186L13 185V187L16 188V187H19L20 185H22V184H19V186H17ZM29 184H30V183H29ZM31 184H32V183H31ZM67 184H68V183H67ZM105 184H106V183H105ZM197 184H198V183H196L195 186H196ZM213 184H214V182H213ZM213 184H212V185H213ZM261 184H264V181H263V183L261 182ZM3 185H4V184H1V186H3ZM11 185H12V184H11ZM71 185H72V184H71ZM71 185H70V187H71ZM76 185H77V184H76ZM76 185H74V186H76ZM96 185H97V184H96ZM99 185H100V182H99ZM214 185H215V184H214ZM217 185H218V183H217ZM5 186H6V185H5ZM28 186H29V185H28ZM129 186H130V185H129ZM129 186H128V187H129ZM258 186H259V185H258ZM9 187H11V186H9ZM9 187H8V188H9ZM20 187H21V186H20ZM20 187H19V188H20ZM24 187H25V188L27 187L26 184L23 186V188H24ZM31 187H32V186H31ZM62 187H63V186H62ZM68 187H69V186H68ZM84 187H85V184H84ZM104 187H105V186H104ZM191 187H194V185L191 186ZM191 187H190V188H191ZM209 187H210V186H209ZM211 187H212V189H213V186H211ZM220 187H221V186H220ZM2 188H3V187H2ZM80 188H81V187H80ZM80 188H78V189H80ZM91 188H92V187H91ZM105 188H106V187H105ZM172 188H173V187H172ZM260 188H261L260 190L262 191V186H261ZM4 189H5V188H4ZM6 189H7V187H6ZM17 189H18V188H17ZM62 189H63V188H62ZM66 189H68V188H66ZM70 189H71V188H70ZM78 189H75V191L78 190ZM81 189H82V188H81ZM97 189H98V188H97ZM167 189H168V188H167ZM169 189H170V188H169ZM199 189H200V188H199ZM214 189H215V188H214ZM220 189H222V188H220ZM1 190H2L1 192H3V189H1ZM8 190H9V189H8ZM8 190H6V191H8ZM29 190H30V189H28L27 191L29 192ZM83 190H84V189H82V191H83ZM99 190H100V189H99ZM165 190H166V189H165ZM215 190H216V189H215ZM12 191H15V190L12 189ZM12 191H11V193H10V194H11V196H10L11 198H12ZM16 191H17V190H16ZM16 191H15V192H16ZM65 191H66V190H65ZM87 191H88V190H87ZM90 191H91V190H90ZM94 191H95V190H93V192H94ZM209 191H210V190H209ZM211 191L214 192V190H211ZM222 191H223V190H222ZM255 191H256V190H255ZM261 191H259V192H261ZM9 192H10V191H9ZM21 192H22V190H21ZM25 192H26V191H25ZM76 192H77V191H76ZM76 192H73V193H76ZM84 192H85V191H84ZM95 192H96V191H95ZM204 192H205V191H204ZM216 192H217V191H216ZM4 193H5V191H4ZM4 193H3V194H4ZM19 193H20V192H19ZM85 193H86V192H85ZM85 193H83V194H85ZM101 193H102V192H101ZM200 193H201V192H200ZM211 193H212V192H211ZM261 193H262V192H261ZM261 193H256V194H261ZM6 194H7V193H6ZM8 194H9V193H8ZM21 194H23V193H21ZM77 194H78V192H77ZM79 194H82V192H79ZM90 194H92V193H90ZM263 194H264V193H263ZM19 195H20V194H19ZM35 195H36V194H35ZM92 195H93V194H92ZM221 195H222V194H221ZM221 195H220V196H221ZM2 196H3V195H0L1 198H2ZM29 196H30V195H29ZM31 196H33V195H31ZM263 196H264V195H263ZM4 197H6V196L4 195ZM13 197H14V195H13ZM25 197H26V196H25ZM25 197H24V198H25ZM42 197H43V196H42ZM196 197H198V196H196ZM255 197H256V196H255ZM257 197H258V196H257ZM14 198H15V197H14ZM18 198H19V197H18ZM36 198H37V197H36ZM220 198H221V197H220ZM259 198H260V196H259ZM19 199H20V198H19ZM37 199H38V198H37ZM10 200H11V199H10ZM10 200H9V201H10ZM32 200H34V198H33ZM39 200H40V199H39ZM65 200H66V199H65ZM90 200H91V199H90ZM93 200H94V199H93ZM263 200H264V198H263ZM263 200H262V201H263ZM13 201H14V200H13ZM16 201H17V200H16ZM40 201L42 202L43 200H40ZM49 201H50V200H49ZM230 201H231V199H230ZM2 202H3V201H2ZM2 202H1V203H2ZM4 202H5V201H4ZM35 202H38V201H35ZM52 202H53V201H52ZM219 202H220V201H219ZM226 202H227V201H225V203H226ZM257 202H258V201H257ZM31 203H32V202H31ZM31 203H30V204H31ZM50 203H51V202H50ZM68 203H69V202H68ZM186 203H188V202H186ZM190 203H191V202H190ZM9 204H10V203H9ZM46 204H48V203L45 202V207H46ZM53 204H54V202H53ZM215 204H217V203H215ZM223 204H224V203H223ZM226 204H227V203H226ZM5 205L7 206V204H5ZM11 205H12V204H11ZM34 205H35V204H34ZM38 205H39V204H38ZM43 205H44V203H43ZM190 205H191V204H190ZM254 205H255V203H254ZM0 206H1V205H0ZM3 206H4V205H3ZM3 206H2V207H3ZM15 206H16V205H14V207H15ZM32 206H33V204H32ZM40 206H41V205H40ZM187 206L189 207V205H187ZM239 206L241 207V209H244V208H242L241 205H239ZM2 207H1V209H2ZM9 207H11V206L9 205ZM45 207H44V208H45ZM50 207H51V205H50ZM191 207H192V206H191ZM216 207H217V206H215V209H216ZM222 207H223V206H222ZM228 207H229V206H228ZM243 207H244V205H243ZM11 208H12V207H11ZM20 208H21V207H19V209H20ZM31 208H34V207H31ZM39 208H41V207H39ZM44 208H43V209H44ZM47 208H49V205L47 206ZM47 208H46V209H47ZM220 208H221V207H220ZM259 208H260V206H259ZM259 208H257V209L259 210ZM1 209H0V212H1ZM3 209H4V208H3ZM17 209H18V208H17ZM41 209H42V208H41ZM43 209H42V210H43ZM46 209H44V210H46ZM79 209L81 210V208H79ZM263 209H264V207H263ZM7 210H8V209H7ZM7 210H5V211H7ZM9 210H10V209H9ZM11 210H12V209H11ZM22 210H24V209H22ZM26 210H29V209L26 208ZM82 210H84V209H83V206H82ZM94 210H95V209H94ZM230 210H231V209H230ZM238 210H239V208H238ZM244 210H245V209H244ZM244 210H243V211H244ZM249 210H250V209H249ZM14 211H15V210H14ZM14 211H13V212H14ZM17 211H19V210H17ZM17 211H16V213H17ZM34 211H36V210H34ZM39 211H40V210H39ZM46 211H48V209H47ZM46 211H45V212H46ZM233 211H234V210H233ZM233 211H232V212H233ZM246 211H247V210H246ZM2 212H3V210H2ZM19 212H22V211L20 210ZM26 212H27V211H26ZM26 212H25V216L28 215V213H27V215H26ZM29 212H31V211L29 210ZM43 212H44V211H42V213H43ZM225 212H227V211H225ZM225 212H224V214H225ZM229 212H230V211H229ZM241 212H242V210L240 211V214H241ZM251 212H252V211H251ZM8 213H9V211H8ZM11 213H12V212H11ZM11 213H10L9 215H11ZM35 213H36V212H35ZM237 213H239V212L236 211V214H237ZM244 213H245V212H244ZM244 213H243V214H244ZM248 213H249V211H248ZM0 214H2V213H0ZM29 214L31 215L32 213H29ZM38 214H39V213H38ZM46 214H48V213L46 212ZM46 214H45V215H46ZM224 214H223V215H224ZM232 214H233V213H232ZM236 214H235V215H236ZM254 214H255V213H254ZM262 214H263V212H262ZM13 215H14V213H13ZM237 215H238V214H237ZM237 215H236V216H237ZM244 215L246 216L247 214H244ZM256 215H257V214H255V216H256ZM37 216H38V218H39V215H37ZM47 216H51V215H47ZM233 216H234V215H233ZM236 216H234V217H236ZM41 217H43V216H41ZM224 217H225V216H224ZM242 217H243V216H242ZM250 217H251V216H250ZM256 217H257V216H256ZM262 217L264 218V216H262ZM0 218H1V217H0ZM4 218H5V217H4ZM26 218H27V217H26ZM26 218H25V220H26ZM28 218H30V217H28ZM31 218H32V216H31ZM36 218H37V217H36ZM36 218H35V220H36ZM43 218H44V217H43ZM49 218H50V217H49ZM53 218H55V217H53ZM59 218H60V217H59ZM208 218H209V217H208ZM220 218H221V217H220ZM243 218H244V217H243ZM2 219H3V218H2ZM46 219H47V217H46ZM200 219H201V218H200ZM205 219H207V218H205ZM205 219H201V220L204 221ZM227 219H229V218H227ZM251 219H253V214H252V218H251ZM255 219H256V218H255ZM5 220H6V218H5ZM10 220H11V219H10ZM10 220H9V221H10ZM27 220H28V219H27ZM51 220H54V219L51 218ZM221 220H222V219H221ZM225 220H226V219H225ZM237 220H238V219H237ZM242 220H243V219H242ZM245 220H246V219H245ZM245 220H244V222H245ZM253 220H254V219H253ZM7 221H8V220H7ZM7 221H6V222H7ZM28 221H30V219H29ZM36 221H37V223L39 224V221H40V220L38 219V220H36ZM41 221H42V219H41ZM218 221H219V220H218ZM11 222H12V221H11ZM23 222H24V221H23ZM201 222H202V221H201ZM237 222H238V221H237ZM240 222L242 223V221H240ZM240 222H239V224H240ZM250 222H251V221H250ZM0 223H1V222H0ZM9 223H10V222H9ZM28 223H29V222H28ZM30 223H31V222H30ZM41 223H42V222H41ZM217 223H219V222H216V224H217ZM227 223H228V222H227ZM227 223H225V224H227ZM229 223H230V222H229ZM229 223H228V225H231V223H230V224H229ZM232 223H234V222H232ZM1 224H2V223H1ZM7 224H8V223H7ZM7 224H6V225H7ZM26 224H27V223H26ZM26 224H25V225H26ZM32 224H33V223H32ZM220 224H221V221H220ZM243 224H244V223H243ZM250 224H251V223H250ZM260 224H261V223H260ZM6 225H5V226H6ZM9 225H10V224H9ZM9 225H7V226H9ZM25 225H24V227H25ZM217 225H218V224H217ZM235 225L237 226L238 224H235ZM252 225H254V224L252 223ZM252 225H251V226H252ZM262 225H264V224L262 223ZM5 226L3 225V227H5ZM26 226H28V225H26ZM40 226H43V225H40ZM238 226H239V225H238ZM240 226H241V225H240ZM255 226H257V225H255ZM38 227H39V226H38ZM227 227H228V226H227ZM230 227H231V226H230ZM232 227H233V225H232ZM252 227H253V226H252ZM258 227H259V226H258ZM6 228H7V227H6ZM236 228H237V227H236ZM9 229H10V228H8V231H9ZM212 229H213V227H212ZM214 229H215V226H214ZM216 229H217V228H216ZM222 229H224V228H222ZM231 229H233V228H231ZM231 229H230V230H231ZM249 229H250V228H249ZM255 229H256V228H255ZM6 230H7V229H5L4 234H5ZM217 230H218V229H217ZM224 230H225V229H224ZM239 230H240V229H239ZM241 230H242V228H241ZM12 231H14V230H12ZM31 231H32V230H31ZM31 231H30V232H31ZM213 231H214V230H212L211 232H213ZM225 231H227V230H225ZM14 232H15V231H14ZM227 232H228V231H227ZM0 233H1V232H0ZM11 233H13V232H11ZM31 233H32V232H31ZM214 233H215V232H214ZM218 233H219V232H218ZM222 233H223V232H222ZM242 233H243V232H242ZM6 234H7V232H6ZM13 234H14L13 236H15L16 233H13ZM18 234H19V233H18ZM18 234H17V236H18ZM238 234H239V233H238ZM263 234H264V233H263ZM8 235H9V234H7V236H8ZM27 235H28V234H27ZM215 235H216V233H215ZM222 235H223V234H222ZM226 235H227V233H226ZM228 235H229V234H228ZM236 235H237V234H236ZM239 235H240V234H239ZM4 236H5V235H4ZM10 236H11V235H10ZM25 236H26V235H25ZM25 236H24V237H25ZM129 236H130V235H129ZM245 236H246V235H245ZM0 237H1V235H0ZM2 237H3V236H2ZM18 237H20V235H19ZM211 237H214V236H212V234H211ZM218 237H219V234H218ZM232 237H233V234H232ZM7 238H9V236H8ZM25 238H26V237H25ZM31 238H32V237H31ZM227 238H228V237H227ZM213 239H214V238H213ZM216 239H218V238H216ZM232 239H233V238H232ZM232 239H231V240H232ZM237 239H239V238H237ZM6 240H7V239H6ZM19 240H20V239H19ZM25 240H28V239L26 238ZM221 240H222V239H221ZM221 240H218V241H221ZM226 240H227V239H226ZM242 240H243V239H242ZM16 241H17V240H16ZM124 241H125V240H124ZM229 241H230V240H229ZM229 241H226V242H229ZM235 241H237V240H235ZM244 241H245V239H244ZM24 242H25V241H24ZM221 242H222V241H221ZM221 242H220V244H221ZM256 242H257V240H256ZM262 242H263V241H262ZM5 243H6V242H5ZM121 243H122V242H121ZM123 243H125V242H123ZM215 243H216V241H215ZM223 243H224V241H223ZM29 244H30V243H29ZM216 244H218V242H217ZM216 244H215V245H216ZM205 245H206V244H205ZM222 245H224V244H222ZM263 245H264V242H263ZM32 246H35V245H31V247H32ZM217 246H218V245H217ZM220 246H221V245H220ZM261 246H262V245H261ZM210 247H213V246H210ZM33 248H36V246L33 247ZM120 248H122V247H120ZM120 248H119V249H120ZM124 248H125V247H124ZM124 248H123V249H124ZM129 248H130V247H129ZM207 248H208V247H207ZM208 249H209V248H208ZM214 249H215V248H213L212 250H214ZM31 250H32V249H31ZM227 250H228V249H227ZM230 250H231V249H230ZM244 250H246V249H244ZM124 251H125V249H124ZM127 251H128V250H127ZM132 251H133V249H132ZM207 251H208V250H207ZM209 251H210V250H209ZM261 251H262V250H261ZM121 252H123V251H121ZM213 252H216V250H214ZM213 252L210 251V253H213ZM220 252H221V251H220ZM222 252H223V251H222ZM227 252H228V251H227ZM243 252H244V251H243ZM257 252H258V250H257ZM35 253H36V251H35ZM37 253H38V252H37ZM124 253H125V252H124ZM128 253H129V252H128ZM218 253H219V251H218ZM229 253H230V252H229ZM229 253H228V254H229ZM241 253H242V252H241ZM259 253H260V252H259ZM259 253H257V254H259ZM41 254H43V253H41ZM126 254H127V253H126ZM215 254H216V253H215ZM219 254H220V253H219ZM123 255H124V254H123ZM127 255H128V254H127ZM211 255H212V254H211ZM225 255H226V254H224V257H225ZM259 255H260V254H259ZM261 255H263V254L261 253ZM125 256H126V255H125ZM132 256H134V255L132 254ZM214 256H215V255H214ZM219 256H220V255H219ZM83 257H84V256H83ZM83 257H82V258H83ZM126 257L128 258V262H129V261H130V259H129L130 257H128V256H126ZM220 257H221V256H220ZM220 257H219V258H220ZM222 257H223V256H222ZM222 257H221V258H222ZM224 257H223V258H224ZM227 257H229V256H227ZM231 257H232V256H231ZM251 257H252V255H251ZM257 257H258V256H257ZM210 258H212V257H210ZM210 258H209V256H208V259H210ZM259 258H261V257L259 256L257 260L255 259V261H254L252 264H264V260H261L262 258H261V259H259ZM49 259H50V258H49ZM132 259H133V258H132ZM134 259H135V258H134ZM188 259H189V258H188ZM212 259H214V258H212ZM234 259H235V258H234ZM51 260H52V259H51ZM135 260H136V259H135ZM190 260H192V259L190 258ZM235 260H236V259H235ZM119 261H120V259H119ZM131 261H132V260H131ZM187 261H188V260H187ZM218 261H219V260H218ZM220 261H221V260H220ZM236 261H237V260H236ZM120 262H121V261H120ZM123 262H124V261H123ZM123 262H121V263L123 264ZM234 262H235V261H234ZM234 262H233V263H234ZM118 263H119V262H118ZM47 264H48V263H47ZM131 264H132V263H131ZM230 264H231V262H230Z\"/></svg>",
	"mask_w": 264,
	"mask_h": 264
}]
</instances>
